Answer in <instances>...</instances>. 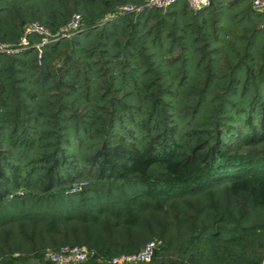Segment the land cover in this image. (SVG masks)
Segmentation results:
<instances>
[{
	"label": "trees",
	"instance_id": "obj_1",
	"mask_svg": "<svg viewBox=\"0 0 264 264\" xmlns=\"http://www.w3.org/2000/svg\"><path fill=\"white\" fill-rule=\"evenodd\" d=\"M146 1L0 0V264H264V12Z\"/></svg>",
	"mask_w": 264,
	"mask_h": 264
},
{
	"label": "built area",
	"instance_id": "obj_2",
	"mask_svg": "<svg viewBox=\"0 0 264 264\" xmlns=\"http://www.w3.org/2000/svg\"><path fill=\"white\" fill-rule=\"evenodd\" d=\"M178 0H147L145 3L140 5H124L118 8L117 13L119 14H140L146 9H161L166 10ZM188 2L189 8L193 11L201 10L210 6L211 0H186ZM251 6L254 10L264 12V0H251ZM82 22L81 15L77 14L69 24L62 27L54 35L40 23H31L25 27L24 38L21 42L22 45L27 44V37L31 35H37L42 37V41L39 43L37 48L57 42L62 38H72L77 35L80 30ZM19 48L15 49L8 45L2 44L0 42V54L5 53L8 55L18 53ZM84 183L75 184L73 192H80ZM159 244L152 242L147 243L145 247L141 249L140 252L134 254H123L119 257H114L111 260H100L99 263L109 262L110 264H149L155 257L156 251ZM95 253L88 249L86 246H65L60 250H48L46 253V260L51 264H83L88 260L93 258Z\"/></svg>",
	"mask_w": 264,
	"mask_h": 264
},
{
	"label": "rangeland",
	"instance_id": "obj_3",
	"mask_svg": "<svg viewBox=\"0 0 264 264\" xmlns=\"http://www.w3.org/2000/svg\"><path fill=\"white\" fill-rule=\"evenodd\" d=\"M45 261H46V259H45ZM26 264H43V263L38 262V261H36V260H32V261H29V262L26 263Z\"/></svg>",
	"mask_w": 264,
	"mask_h": 264
}]
</instances>
